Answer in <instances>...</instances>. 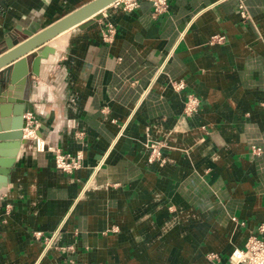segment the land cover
Segmentation results:
<instances>
[{
  "label": "crops",
  "instance_id": "crops-1",
  "mask_svg": "<svg viewBox=\"0 0 264 264\" xmlns=\"http://www.w3.org/2000/svg\"><path fill=\"white\" fill-rule=\"evenodd\" d=\"M91 1L0 0V55ZM168 3L158 16L151 0L112 3L47 42L55 52L30 75L25 139L0 184V264H227L258 232L264 0ZM187 92L200 104L185 116ZM18 106L4 104L8 125ZM36 140L81 152V166L57 168ZM151 141L162 160L148 161Z\"/></svg>",
  "mask_w": 264,
  "mask_h": 264
},
{
  "label": "water",
  "instance_id": "water-1",
  "mask_svg": "<svg viewBox=\"0 0 264 264\" xmlns=\"http://www.w3.org/2000/svg\"><path fill=\"white\" fill-rule=\"evenodd\" d=\"M115 1L116 0H93L52 23L36 35L27 34L29 37L21 42L16 48L0 55V68H2L0 69V157L2 156L1 148L4 147L3 143H12L13 147L12 151L7 154V156L5 155L6 159L0 161L1 185L5 183L7 170L14 162L18 148L23 139H25L24 129L27 128V119L23 117V115L28 111L29 103L24 99L30 75L37 76L39 74L41 59L47 58L50 53L55 52L54 47L47 44V42L69 28L95 16ZM39 46L42 47L38 51L27 55L28 57H20ZM30 57H32L30 68L26 67L25 72H19L18 67L21 64L26 63ZM11 62L17 64H11ZM14 87L20 91L22 90V96H19L17 100L9 99L12 95L7 93L8 91H12ZM6 103L19 104V106L15 107L9 114V116H13L12 123L9 125L8 119H5V117H8L6 107H4V104Z\"/></svg>",
  "mask_w": 264,
  "mask_h": 264
},
{
  "label": "built area",
  "instance_id": "built-area-1",
  "mask_svg": "<svg viewBox=\"0 0 264 264\" xmlns=\"http://www.w3.org/2000/svg\"><path fill=\"white\" fill-rule=\"evenodd\" d=\"M151 1L154 16H158L168 10L169 0ZM113 4L124 11H131L138 6V0H116ZM239 12L242 17L247 16V12L242 3L239 4ZM114 34V28L109 26L107 31L103 32L102 36L105 41H109ZM222 39V36L213 37V40L217 42ZM174 87L176 90H181L184 88V84L182 82H177ZM199 104L200 98L192 92H187L183 107L185 116L193 114L198 109ZM28 133L33 135V131L31 130H28ZM161 147L162 145L158 141H151L147 144L149 150L148 161L162 160ZM46 148L54 152L56 167L65 172H72L78 169L82 164L83 157L81 152H76L73 155L64 154L57 150H53L52 147H46L43 142L36 140V149L38 151H44ZM257 231L256 234L248 236L242 248L233 249L227 264H264V220L258 225Z\"/></svg>",
  "mask_w": 264,
  "mask_h": 264
}]
</instances>
